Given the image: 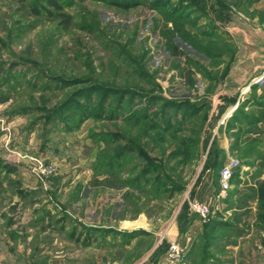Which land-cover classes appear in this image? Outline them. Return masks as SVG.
I'll return each instance as SVG.
<instances>
[{
	"label": "rangeland",
	"instance_id": "rangeland-1",
	"mask_svg": "<svg viewBox=\"0 0 264 264\" xmlns=\"http://www.w3.org/2000/svg\"><path fill=\"white\" fill-rule=\"evenodd\" d=\"M256 64L264 0H0V264H264Z\"/></svg>",
	"mask_w": 264,
	"mask_h": 264
},
{
	"label": "crops",
	"instance_id": "crops-1",
	"mask_svg": "<svg viewBox=\"0 0 264 264\" xmlns=\"http://www.w3.org/2000/svg\"><path fill=\"white\" fill-rule=\"evenodd\" d=\"M237 169H235V170H237ZM241 173H243L242 169H241ZM205 175H206V176H204L205 177V179H204L205 181H203L201 183V185H202L201 187L202 188H201V190L199 192H197V195L195 196V198L197 200H199L201 202H204L207 205H209L210 208H212L214 211H220L225 206V204L222 202L223 199L218 198L219 195L216 197L215 186L212 183L211 171H206ZM233 178H234V176H233ZM233 178H232V181H231V187L230 188H232L234 186ZM241 178L243 179V177H241ZM237 196H238V193H236L234 195V197H237ZM213 227L217 228L218 225H213L212 228ZM250 227H253L252 224L250 225ZM200 230H201L200 223L195 222L191 227H189V229H188V231L186 232L185 235H187L188 238L190 237V235H192L191 236L192 238H195L196 234ZM173 234H174V236L172 237V239H175L177 237V232L175 231ZM248 241H252V240H250L249 237H248V239H246L245 241H242L243 242L242 244L245 245ZM258 246H260V245H258ZM239 247H240L239 244L230 246V248H233V250H237V249H239ZM244 261H245L246 264H249L250 261H251L250 260V256H247V259H245Z\"/></svg>",
	"mask_w": 264,
	"mask_h": 264
},
{
	"label": "built area",
	"instance_id": "built-area-1",
	"mask_svg": "<svg viewBox=\"0 0 264 264\" xmlns=\"http://www.w3.org/2000/svg\"><path fill=\"white\" fill-rule=\"evenodd\" d=\"M239 166H240V161L237 158H230L226 163H224V165L220 169L219 177H218L219 178L218 182L221 191H226L230 189L231 181L233 178V172ZM190 207L194 212H196L202 218H206L210 213V207L207 204L200 201H193ZM179 251H180L179 248H177L175 244L170 245L171 255L178 256Z\"/></svg>",
	"mask_w": 264,
	"mask_h": 264
},
{
	"label": "water",
	"instance_id": "water-1",
	"mask_svg": "<svg viewBox=\"0 0 264 264\" xmlns=\"http://www.w3.org/2000/svg\"><path fill=\"white\" fill-rule=\"evenodd\" d=\"M258 68L264 69V64H261L260 66L257 64L255 66H252L251 74ZM251 74L249 73L248 79L244 81L243 83H241L240 85H243V84L245 85L248 82V80H250Z\"/></svg>",
	"mask_w": 264,
	"mask_h": 264
},
{
	"label": "trees",
	"instance_id": "trees-1",
	"mask_svg": "<svg viewBox=\"0 0 264 264\" xmlns=\"http://www.w3.org/2000/svg\"><path fill=\"white\" fill-rule=\"evenodd\" d=\"M115 3H117V4L121 5V6H124V7L130 5L127 1H124V2H115ZM234 174H235V170H234V172H233V176H234Z\"/></svg>",
	"mask_w": 264,
	"mask_h": 264
},
{
	"label": "bare ground",
	"instance_id": "bare-ground-1",
	"mask_svg": "<svg viewBox=\"0 0 264 264\" xmlns=\"http://www.w3.org/2000/svg\"><path fill=\"white\" fill-rule=\"evenodd\" d=\"M129 224V223H128Z\"/></svg>",
	"mask_w": 264,
	"mask_h": 264
}]
</instances>
